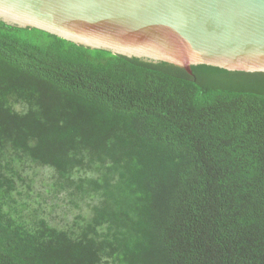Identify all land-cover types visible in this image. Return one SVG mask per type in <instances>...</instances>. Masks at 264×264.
<instances>
[{
    "label": "trees",
    "instance_id": "1",
    "mask_svg": "<svg viewBox=\"0 0 264 264\" xmlns=\"http://www.w3.org/2000/svg\"><path fill=\"white\" fill-rule=\"evenodd\" d=\"M0 264H264V73L0 22Z\"/></svg>",
    "mask_w": 264,
    "mask_h": 264
},
{
    "label": "water",
    "instance_id": "2",
    "mask_svg": "<svg viewBox=\"0 0 264 264\" xmlns=\"http://www.w3.org/2000/svg\"><path fill=\"white\" fill-rule=\"evenodd\" d=\"M0 22L187 73H264V0H0Z\"/></svg>",
    "mask_w": 264,
    "mask_h": 264
},
{
    "label": "rangeland",
    "instance_id": "3",
    "mask_svg": "<svg viewBox=\"0 0 264 264\" xmlns=\"http://www.w3.org/2000/svg\"><path fill=\"white\" fill-rule=\"evenodd\" d=\"M39 179L42 181L43 180V183L44 184H48V178L46 177V174L44 175L43 173L39 176ZM41 191H45L46 188H41L40 189ZM61 215V211L58 209L56 210L55 212V217H60Z\"/></svg>",
    "mask_w": 264,
    "mask_h": 264
}]
</instances>
